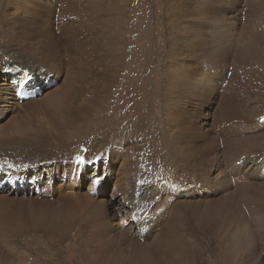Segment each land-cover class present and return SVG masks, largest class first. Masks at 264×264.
<instances>
[{
  "label": "bare ground",
  "instance_id": "obj_1",
  "mask_svg": "<svg viewBox=\"0 0 264 264\" xmlns=\"http://www.w3.org/2000/svg\"><path fill=\"white\" fill-rule=\"evenodd\" d=\"M262 117L264 0H0V264H264Z\"/></svg>",
  "mask_w": 264,
  "mask_h": 264
},
{
  "label": "rangeland",
  "instance_id": "obj_2",
  "mask_svg": "<svg viewBox=\"0 0 264 264\" xmlns=\"http://www.w3.org/2000/svg\"><path fill=\"white\" fill-rule=\"evenodd\" d=\"M38 90L39 89H34V91H38ZM23 93L24 92L20 88L19 95L20 96H23V97L27 96V95H23ZM26 98H28V97H26ZM85 147H86L85 142L84 141H81L80 143H78V146H77L76 149L83 151V150H85ZM111 187L112 186L110 185V187H108V189H110ZM58 191H60V190H57L56 194L58 193ZM144 230L145 231H149V223L146 224V225H144ZM225 259H226V261H225L226 264H231V261L227 257L226 251H223V253H220L218 251V249L216 248V242L212 243L211 248L209 250H207V259L206 260L204 259V261H201L200 258H199V256L197 257V261L198 262L199 261L202 262V264L203 263L204 264H224V261L223 260H225Z\"/></svg>",
  "mask_w": 264,
  "mask_h": 264
},
{
  "label": "snow or ice",
  "instance_id": "obj_3",
  "mask_svg": "<svg viewBox=\"0 0 264 264\" xmlns=\"http://www.w3.org/2000/svg\"><path fill=\"white\" fill-rule=\"evenodd\" d=\"M261 119H264V117H262Z\"/></svg>",
  "mask_w": 264,
  "mask_h": 264
}]
</instances>
